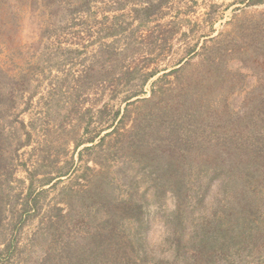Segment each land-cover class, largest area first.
<instances>
[{
	"label": "rangeland",
	"instance_id": "1",
	"mask_svg": "<svg viewBox=\"0 0 264 264\" xmlns=\"http://www.w3.org/2000/svg\"><path fill=\"white\" fill-rule=\"evenodd\" d=\"M0 264H264V0H0Z\"/></svg>",
	"mask_w": 264,
	"mask_h": 264
},
{
	"label": "trees",
	"instance_id": "2",
	"mask_svg": "<svg viewBox=\"0 0 264 264\" xmlns=\"http://www.w3.org/2000/svg\"><path fill=\"white\" fill-rule=\"evenodd\" d=\"M147 11H152L151 8H145ZM152 73L147 74L142 83L146 82L148 78L151 76ZM144 94L143 88L141 90H136L134 92H129L124 96V102H127L132 97L142 96ZM137 101L142 102H150L151 99L147 98H136ZM126 104H129L127 102ZM228 138V137H227ZM140 141L139 145L140 147H143L145 144L146 147H148V150H152L155 148L151 144L146 143L144 140H138ZM138 145V144H137ZM199 147V143L197 144ZM198 149V148H195ZM201 151L197 154L190 153V154H184V156L181 157V159L178 161L177 158L176 162L174 161L175 165H171L168 160L165 161L162 168V180L163 183L168 185H162L159 188L161 193H171L172 196L177 197V194L181 195L182 191L178 190L181 188H184L183 183V176L186 172L189 171H200L203 169V172L207 175L214 174L216 176V180L219 183H221L224 187L227 188H235L234 185L236 183H239V181H242L243 178H245V173H248V168L252 164L248 161V156H246V153L243 151H240L236 149L233 142L227 139H220L216 142H204V147L199 148ZM149 161H153V156L148 155L146 158ZM250 176V174H248ZM165 179V180H164ZM169 181V182H166ZM33 185V183H32ZM32 185H30V190L32 189ZM231 196H234V193H232ZM233 199V198H231ZM29 204V203H28ZM33 204L35 206V201H33ZM131 206H127L124 208L126 211H129L133 215L137 213V208L142 207V204H140L137 201H130ZM25 209V208H24ZM9 229L12 230L13 226L8 224ZM240 228V226H238ZM6 229V228H5ZM202 240H199L198 242H201ZM140 242V240L138 241ZM11 243H6L5 247L1 251H7L8 247Z\"/></svg>",
	"mask_w": 264,
	"mask_h": 264
}]
</instances>
